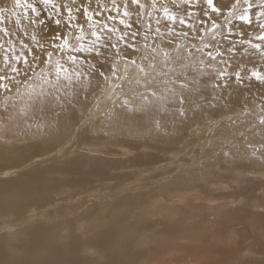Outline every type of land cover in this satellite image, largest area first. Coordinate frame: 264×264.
Segmentation results:
<instances>
[{
	"label": "rangeland",
	"instance_id": "1",
	"mask_svg": "<svg viewBox=\"0 0 264 264\" xmlns=\"http://www.w3.org/2000/svg\"><path fill=\"white\" fill-rule=\"evenodd\" d=\"M214 1L215 0H213V2ZM185 2L186 0H183L181 5L183 6ZM187 2L194 3V0H187ZM231 2L232 0H227V2L221 5H226ZM248 3H251V8H248ZM248 3H245V0H237L235 7L231 10V14L229 15L226 11L225 16L222 17L227 26H238L237 28L240 29V25L245 24V22L239 20L237 17L243 15L247 10V14L251 21V23H248L249 30L247 34L242 38H237L239 35L234 38L233 36H230L229 29H225V32L222 34L225 40H219V45L222 42H230L232 44L235 43L232 54L233 57L237 59L236 68L243 67L244 69L242 75L246 72L244 66L247 61L248 53H251L250 55H255L256 57L258 56L256 54H258L260 50L264 53V39H262V37H264V29L260 28V24H264V17L258 15L259 12L264 11L261 7V5L264 4V0H248ZM207 18L210 19V17ZM223 26L225 27L224 24ZM213 31L217 33L215 37L217 40V38H219L218 29H207L208 34H212ZM15 35V32H12L11 36L1 35L0 45H4L6 47L7 45H5V41L10 40L15 43L19 49V42L21 40H24L25 42L29 40L25 35ZM21 36H23V38H21ZM241 41H243V43H241ZM254 45H258L259 47H254ZM0 51H2V48H0ZM213 54L215 55V52H213ZM226 55L222 54V56L218 58L220 61L219 66L226 68L229 72H231L236 68H233L230 65ZM262 59V63H264V57ZM254 60L255 59H248L250 64ZM192 70L196 75L197 80L200 81L199 91H194L192 99L195 100L197 104L203 105V108H197L195 111H189L186 119L173 120V118L169 116L162 120L158 125L151 118L152 105L148 101L141 102L138 98L133 100V102L128 105V111H134L129 115V117L132 118H125L120 114L122 112L121 103L125 97L119 92L114 93L112 91L109 94H106V97L109 95V100H112V103L106 104L100 112L95 109L94 102H92L89 107V113L91 115H83L81 113V108L75 109V112L78 115V120L74 128L75 135L71 141L70 139L68 140L70 141L68 144H66L68 142L67 141L59 148L57 147L68 137L63 138L60 142L53 141L49 145L46 144L38 146L40 142H38L36 138L30 140H19L17 138L14 140H6L0 136L1 141L11 144L15 149V152L13 153L4 157L0 156V201L8 202L13 198L19 197L20 194L12 184L15 181H18L22 175L34 174L37 171L45 169L49 170L50 168H58L59 173L58 171H54L50 172V175L47 176V182L50 184L46 192L48 194V198L56 199L57 195L62 193H69L71 197L75 196L74 200H76L79 196H82L85 201L89 200L88 205L92 204L90 209L87 211L95 210L100 213L109 210V207H118V205L126 199L131 200L134 204H139L141 201L148 199V195H144L146 193L158 191L165 197L167 195L164 191L167 186L166 184L176 182L179 178L183 177L188 178L191 183L195 181L202 182L204 177L209 175L214 168L219 171L225 169L230 170L229 168L233 166V161L237 158H241L243 161L248 162V172H246L248 173V181L242 186H248V196L249 191L251 195L248 199H251L254 196L256 197L254 200H248V222H240L242 227L241 236L247 235V243H254V248H252L253 251L255 249L257 252L259 249L261 250V248L263 250L264 231L261 229L264 228V222H254L256 214L259 213L257 212L258 208L256 209L254 206L263 205L259 203L264 201V190H260V187L264 186V181L261 179L264 175V123H262L264 120H261L264 119V100L263 98L258 97V101H260L258 102L257 97L247 91L243 102L240 90L241 88L239 87L242 82L237 84L234 77L229 80L227 87H218L213 91L210 86H204V82L201 80L199 72L197 71L195 61L192 64ZM35 81L38 85L29 91L30 94H26L25 92L29 86L23 87L19 89V93L14 94L12 99H7L8 102L6 101L7 103L0 107V115L3 114L2 117L5 115L11 116V121L6 124L5 129L0 130V134L8 132L7 128L11 125H15L20 137H26L28 135L26 122L32 113V109L35 108L37 100L45 96L44 89L48 86V84H46L39 77H37ZM32 84L33 83H31L30 86ZM211 96L216 97L215 107H209L202 99V97L210 98ZM221 96L222 98L225 96L228 101H234L237 107L235 108V106L227 104ZM24 107L27 108L26 111H23ZM71 107L72 106H68L63 110H67L68 108L71 109ZM239 107L243 109L242 111L247 108L248 111L254 110L253 113L256 114L248 120L257 121V123L249 130L251 135L248 133L246 134L245 132L242 133L247 130L249 125H246L245 127L242 125L232 127L233 123L236 121L235 110H238ZM91 110H93L92 113ZM86 111L87 109H85L84 112ZM105 122L110 123L114 128L111 132H108L106 129H100ZM225 122L227 123L224 124ZM89 127L94 128L95 132L86 133L85 129ZM224 128H226L229 132L232 130L234 131L230 133L228 137H223L219 141L214 142L213 140H207L208 136H212L217 133L224 135L222 133ZM95 135H100L102 137L110 135V138L105 140H100L98 138L92 139L91 136ZM251 137H253L252 139L254 143L248 142V139H251ZM123 138L127 139L129 143L126 144L117 140ZM229 139H232V143H228ZM138 140H143L144 143H133ZM173 141H175L174 144L170 145L169 142ZM29 144H31V146H29ZM145 144L162 145L167 149L177 147L173 153L176 152L179 153V155L174 160L169 162L146 160L147 156H145V161L139 163L133 162L127 167L129 168L135 165L133 170H137V176L131 177L130 179L129 177H124L122 179L114 178L113 176L116 171L119 172L120 170L113 168L111 161L127 159L128 156H122L123 150L126 148L127 150L130 149L143 153L145 152L143 150ZM67 147L68 149L61 155L59 150L62 149L64 151ZM182 147L186 148L184 151L180 152V148ZM155 150L157 152L154 151L153 153L160 154L161 156H163L167 151L165 150V152H160L158 149ZM167 156L170 158L172 153ZM8 158H10V160ZM94 160H98L100 162V171L94 168ZM14 162L17 163L13 164ZM10 167L17 168L8 169ZM164 167L167 169H163ZM245 169H247V167ZM209 177L212 180H218V177L215 175L210 174ZM127 178L129 181H127ZM126 184L132 186L122 192L121 190L126 186ZM140 187L143 189H140ZM1 189H3V191H1ZM78 193L80 194L78 195ZM88 195H92L91 198L86 197ZM182 195L183 197L180 200V205H168L169 200L166 199V202L164 200V203L167 204L166 209L163 208L162 203L147 208L144 206L143 208H138L136 210L130 208H119L118 211L111 212L112 216L109 217L111 222H83L84 228L86 231H89V233H94L96 231L103 232L101 231L102 228L110 229V231L105 232H115L118 230H129L130 232H133L139 225H143L146 228V231L145 233L140 234L142 236L139 238L148 239L150 241L153 235L154 238L155 236L156 238L161 236L160 233L165 229L163 228L165 222H170L171 227L176 224L181 225L184 223L185 219L182 218L183 216L189 217V220L188 222H185V225L190 224L188 226V229L190 230L193 229L195 222L202 224V226H207L211 233L213 231L211 229L215 228L216 222H222V225L224 224L223 221H217L216 214H218V212L216 209L213 208L214 210H210L212 207H209V209L208 207H199L207 206L206 203L197 200H190L187 203L188 199L199 197V194L191 191H184L182 192ZM241 198L244 201L238 207L245 205L246 198ZM36 205L38 204H35V207L38 208ZM23 206V215H13V213L0 215V242L3 244H18L21 242L23 246H26L30 242L29 237L31 231L43 226L42 223L44 222H36L30 226L22 225L23 221L21 219L27 218L31 213H29V211L32 209V206ZM225 206L229 207L228 205ZM262 211L264 214L263 209L260 210V213H262ZM144 212H147L148 215L144 214ZM97 213L95 215H97ZM203 213L211 216L204 222L198 218ZM109 215L110 212H108V216ZM161 216H165L167 219H163ZM177 219H182V222H177ZM4 221L5 223H3ZM99 223L100 226H97ZM155 223H159L160 225L155 226ZM260 225L263 226L260 227ZM95 226L98 228H94ZM3 227L9 228L12 236L7 233L9 229L1 231ZM68 236L69 231L60 234L59 243L65 244ZM135 237L137 238V236ZM190 237H188L189 239H183L184 241H178L173 238L170 244L174 245L175 243H183L185 249L190 248V250L187 252L180 249L174 254V256L166 257L165 260L171 263L173 262L174 264H200V262H204V260L200 261L203 257L200 258L198 257L199 255L196 256V252L201 250L204 242L202 240L197 242L196 240L198 237L193 236L192 234ZM165 238L166 237L160 238L159 242L165 241ZM257 238L260 239L258 240ZM69 244L70 241H68V245ZM201 244L203 245L201 246ZM155 245L156 243H154L153 247ZM17 248L18 253L20 252L19 244L17 245ZM191 249L196 252L191 254ZM99 255V252L96 253V251L94 252L92 250L93 263L98 264L99 262H104L103 257L101 258V255ZM182 258H184L185 261ZM96 259L99 260V262H97ZM246 260L250 263H260L264 261V254H248Z\"/></svg>",
	"mask_w": 264,
	"mask_h": 264
},
{
	"label": "bare ground",
	"instance_id": "2",
	"mask_svg": "<svg viewBox=\"0 0 264 264\" xmlns=\"http://www.w3.org/2000/svg\"><path fill=\"white\" fill-rule=\"evenodd\" d=\"M93 2L95 3V0H93ZM147 2L155 3L156 0H147ZM199 2L200 0H194V3ZM225 2H227V0H219L220 5ZM159 3H163L168 6L170 10L174 12V14H183L184 5H181L183 3V0H159ZM213 3L216 4L217 0H215ZM173 5H175V8H173ZM158 6L159 4H157V7ZM0 9H5L4 12L0 13V16L5 17L2 21H0V29H7V31H9L10 33L22 32L23 26H17L14 23L18 18L16 15H14V13L21 12L22 10L14 8L13 0H0ZM148 11L152 12V14L155 15L153 9L149 8ZM190 11L193 13V16L199 15V13L194 8H191ZM144 19L145 21H147L148 17L145 16ZM24 23L27 24V21H25ZM196 23L199 25L200 21L197 20ZM217 23L222 26L223 24L225 25V27L223 26L222 31L221 29H218L219 38H217V41L225 40L222 35L225 32V29H229L230 36H233L234 38L237 37V35H239V37L237 38H242L247 34L249 30L248 23L240 25V29L237 28L238 26H227L224 23L222 17H220ZM211 24V19L204 17L201 35H203L206 39L211 36V34H208L207 31H205L212 28ZM33 31L34 30L32 28H29L30 33ZM1 35L4 36L3 32H0V39ZM27 37L29 39V36ZM21 38H23V36H21ZM218 47L223 55L227 54L226 56L228 57L230 65L233 68H236L237 59H235L232 54L234 51L235 43L232 44L230 42H222L220 45L218 44ZM229 48H232V51H228ZM250 54L248 53L247 61L244 66L246 72L243 75L251 77L252 71H257L260 72L262 76H264V70H262L264 69V63H262L264 53L260 50V52L256 54L258 55L257 57ZM81 55L84 56L87 54ZM89 59H92V57H89ZM196 59H198V57L194 58L192 64ZM248 59L255 60L250 64V61H248ZM31 83L33 84L30 86ZM36 85H38V83L33 80L32 82H25L21 84L18 88H13L10 92H5L4 89L0 88V107L4 106L8 102L7 99H12L14 94L19 93V89L29 86V88H27L25 92L26 94H30L29 91L34 89ZM239 87L241 88L240 90L243 97V102L244 96L247 91H249L248 93L254 94L257 97V101L258 97L263 98L264 100V83L256 80L255 77L243 80L242 84ZM44 90L47 95L37 100L35 108L32 109V113L26 122L28 135L26 137H20L16 126L11 125L7 128L8 132L0 134L3 139L14 140L17 138L19 140H30L36 138V140L40 142L38 146H42L46 144L49 145L53 141L60 142L63 138L68 137L57 147L59 148L69 139L71 141L75 135L74 128L78 120V115L75 112V109L81 108V113L88 116L90 114L89 107L92 102L95 103L94 107L99 112L105 107L106 104L112 103V100H109V95H107L106 97V94L112 92L111 86L109 85L106 88L102 82L98 87L95 85V83L90 85L87 77H82L80 81H74L71 86L62 87L59 91H57L56 88L51 87L49 84L45 87ZM57 96L60 97L59 100L56 99ZM222 99H224L227 104L235 106V108L237 107L234 101L226 100L225 96ZM68 106H72L71 109L68 108L67 110H63ZM26 109L27 108L24 107L23 111H26ZM85 109H87L86 112H84ZM242 110L243 109L241 107H239L238 110H235L236 121L233 123L232 127H238L240 125L245 127L246 125H249L247 130L243 131L242 133L245 132L246 134L248 133L249 135H251L249 130L254 124L257 123V121L248 120H250V118L256 114L253 113L254 110L248 111V108L244 111ZM92 112L93 110H91V113ZM133 112L134 111H129V115ZM2 116L3 114L0 115V130L5 129L6 124L11 121V116ZM226 123L227 122H225L224 124ZM100 129H106L108 132H111L114 128L110 123L105 122L100 127ZM233 131L234 130L229 132L228 130H226V128H224V131L222 132L224 135H220L219 133H217L212 136H208L207 140H213L214 142L219 141L223 137H228ZM85 132L90 133L95 132V130L94 128L89 127L85 129ZM91 138L105 140L109 139L110 135L104 137L95 135L91 136ZM252 138L253 137H251V139H248L249 143H254ZM117 140L121 141L122 143H129V141L124 138ZM70 141H68L66 144H68ZM174 142L175 141L169 142V144L173 145ZM133 143L142 144L144 143V141L138 140ZM228 143H232V139H229ZM29 146H31V144H29ZM154 148L160 150V152H165V150L167 151L163 156H161L160 154L153 153L154 151L157 152ZM185 148L186 147L180 148V152L184 151ZM67 149L68 147L64 151L62 149L59 150V152H61L62 155V153H64ZM176 149L177 147L167 149L162 145L145 144V147L143 148L145 152L139 153L134 150H127L126 148L125 150H123L122 156H128L127 159H118L117 161H111L112 167L116 170H120L119 172L116 171L113 177L116 179L129 177L130 179L131 177L137 176V170H133V168H135V165L129 167L132 169H129L127 167L130 166L133 162L139 163L145 161V156L148 157H146V160L148 159L155 162H169L171 160H174L179 155V153H173ZM13 152H15V149L11 144L0 140V156L4 157ZM171 153L172 156L169 158L167 155ZM8 159L10 160V158ZM16 160L19 161L18 159ZM16 163L17 162H14L13 164ZM93 165L96 170L100 171V162L98 160H94ZM246 167L247 169H245ZM14 168L10 167L8 169ZM163 169L166 170L167 168L164 167ZM229 169L230 170L225 169L219 171L214 168L210 172V174L217 176V181L212 180L209 177L210 174L205 176L202 182L195 181L191 183L190 180L186 177L179 178L176 182L166 184L167 186L164 191L167 193V195L165 197L158 191L153 193H146L144 195H148V199H146L145 201H141L139 204H134L131 200L126 199L125 201H122L121 204L118 205V207H109V210L104 211L107 213H99L95 210L87 211L90 209V206H92V204L88 205L89 200L85 201L82 196H79L76 200H74L75 196L71 197L69 193H62L60 195H57L56 199H49L48 194L46 193L50 185L47 182V176L50 175V172L58 171L59 173L58 168H50L49 170L45 169L37 171L34 174L22 175V177L18 181H15L12 184L20 194L19 197L13 198L8 202L0 201V215L11 213H13V215H23V205L32 206V209L29 211V213L31 212V215L29 214L27 218L21 219L23 221L22 225L30 226L31 224L36 222L44 223H42L43 226H40L31 231L29 237L30 242L28 245L23 246L21 242L18 243L20 246V252L18 253V244H3L2 242H0V264H92V250L94 252L96 251V253L99 252L101 258L103 257L104 259L103 263H100L99 260L96 259V261L99 262L98 264H174L173 262L171 263L165 260V258L174 256V254L180 249L188 252L190 248L185 249L183 243H175L174 245L170 244L171 240L174 238L178 241H184L183 239L190 237L191 234L198 237V239L195 237L197 239H195L197 242L199 240H202L204 242V245L201 244V246L203 245L201 250H198L196 252L192 251L191 249V254L196 252V256L199 255L198 257H203L201 259L199 258L200 261L204 260V262H200V264H264V261L260 263H250L248 262V260H246L248 254H264V248L263 250L262 248L261 250L259 249L257 252L255 251V249L253 251L252 248H254V243L248 244V236H241L242 227L240 225V222H248V200L256 199L255 196L251 199H248V197H251L250 191L248 196V186H242L248 181V173H246L248 172V162L243 161V159L241 158H237L233 161V166H231ZM129 179L127 178V181H129ZM261 179L262 181H264V175ZM130 186L132 185L126 184V186L121 191H126L130 188ZM140 189L143 188L140 187ZM261 189L264 190V186L260 187V190ZM1 191H3V189H1ZM184 191H191L200 195L199 197L188 199L187 203L190 200H197L206 203L207 206L199 207H208V209L209 207H212V209L210 210L216 209V211L218 212V214H216L217 221H223L224 224L222 225V222H216L215 228L211 229L213 230L211 233L208 230L207 226H202V224L195 222L193 229L190 230L188 229V226L190 224L185 225V222H188L189 217L183 216L182 218L185 219L184 223H182L181 225L176 224L171 227L170 222H165L163 226V228L165 229L160 233L161 236H158L157 238L155 236L154 238L153 235L150 241L148 239L139 238L142 236L140 234H143L146 231V228L143 225H139L133 232H130L129 230L105 232L110 231V229L102 228L101 231L103 232L96 231L94 233H89V231H86V229L84 228L83 222H111L109 219V217L112 216L111 212L118 211L119 208H130L136 210L138 208H143L144 206L147 208L162 203L163 208L166 209L167 204L164 203V200L166 202V199L169 200L168 205H180V200L183 197L182 192ZM79 194L80 193H78V195ZM92 195H88L86 197L91 198ZM241 197L246 198L245 205L242 207H238L244 201ZM35 204H38L36 205L38 206V208L35 207ZM259 204L263 205L254 206V208H258L257 212H259H256L257 214L254 221L255 223L264 222L263 211L262 213H260L261 209L264 210V201H261ZM225 205H228L229 207H226ZM108 212H110L109 216ZM96 213L97 215H95ZM144 214H147V212H144ZM161 217L163 219H167L165 216ZM210 217L211 216L203 213L198 218L202 222H204L207 221ZM178 220L179 219H177L176 221L182 222V219H180L179 221ZM3 223H5V221ZM158 225L160 224L155 223V226ZM263 225H260V227ZM97 226H100V223L97 224ZM97 226H95L94 228H98ZM6 229L9 228L3 227L1 231H5ZM261 230L264 231V228ZM66 231H69L67 241L65 244H60L59 236ZM7 233L8 235L12 236L10 229ZM135 236H137V238ZM162 237H166L164 239L165 241L159 242V239ZM257 239L259 240L260 238ZM68 241H70L69 245ZM154 243H156V245L153 247ZM184 258L182 259L185 261Z\"/></svg>",
	"mask_w": 264,
	"mask_h": 264
},
{
	"label": "snow or ice",
	"instance_id": "3",
	"mask_svg": "<svg viewBox=\"0 0 264 264\" xmlns=\"http://www.w3.org/2000/svg\"><path fill=\"white\" fill-rule=\"evenodd\" d=\"M236 2L220 5L219 0L216 4L186 0L183 14L177 15L159 0H13L14 8L22 10L14 13L18 17L15 25L23 26L16 35H27L29 40H21L19 49L10 40L5 41L6 47L0 45V88L10 92L39 77L59 91L87 77L90 85L98 87L102 82L125 97L120 113L125 118H132L128 105L138 98L152 105L151 118L158 125L169 116L186 119L189 111L203 108L192 99L200 84L192 70L194 58L198 57L195 64L204 86L213 91L227 87L233 77L237 84L251 77L264 83L260 72L252 71L248 77L242 75L243 67L231 72L220 67L217 33L213 31L207 39L201 35L204 17H210L213 29L222 31L217 21L226 11L231 14ZM191 8L199 15L193 16ZM258 15L264 17V11ZM4 18L0 16V21ZM237 18L251 23L247 10ZM29 28L34 31L30 33ZM0 32L12 35L7 29ZM202 99L215 107V96Z\"/></svg>",
	"mask_w": 264,
	"mask_h": 264
}]
</instances>
